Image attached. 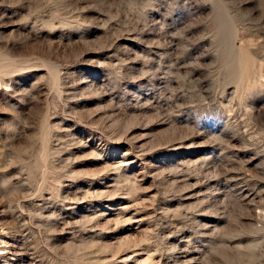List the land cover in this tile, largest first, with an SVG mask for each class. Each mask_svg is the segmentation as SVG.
I'll list each match as a JSON object with an SVG mask.
<instances>
[{"label": "rangeland", "instance_id": "rangeland-1", "mask_svg": "<svg viewBox=\"0 0 264 264\" xmlns=\"http://www.w3.org/2000/svg\"><path fill=\"white\" fill-rule=\"evenodd\" d=\"M0 264H264V0H0Z\"/></svg>", "mask_w": 264, "mask_h": 264}, {"label": "bare ground", "instance_id": "bare-ground-1", "mask_svg": "<svg viewBox=\"0 0 264 264\" xmlns=\"http://www.w3.org/2000/svg\"><path fill=\"white\" fill-rule=\"evenodd\" d=\"M243 71V70H242Z\"/></svg>", "mask_w": 264, "mask_h": 264}]
</instances>
